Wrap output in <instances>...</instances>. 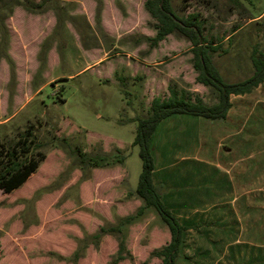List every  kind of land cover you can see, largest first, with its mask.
<instances>
[{
    "label": "rangeland",
    "instance_id": "obj_1",
    "mask_svg": "<svg viewBox=\"0 0 264 264\" xmlns=\"http://www.w3.org/2000/svg\"><path fill=\"white\" fill-rule=\"evenodd\" d=\"M146 1L0 0V122L7 120L0 142L15 143L32 125L44 154L26 182L0 189V264L161 263L151 253L171 241L170 230L154 208L138 214V119L170 87L208 104L216 93L197 83L187 38L152 41L156 21ZM172 2L181 16L199 14L206 34L222 40L214 61L227 82L253 75L251 55L264 50V0ZM231 103L225 120L174 115L158 127L153 182L163 183L162 200L177 219L213 218L228 198L245 217V239L264 253V82ZM78 148L110 160L84 167ZM203 227L199 236L211 239L223 225ZM120 243L133 256L120 260ZM210 246L196 244L194 260L181 256L177 264H205L220 252Z\"/></svg>",
    "mask_w": 264,
    "mask_h": 264
},
{
    "label": "trees",
    "instance_id": "obj_2",
    "mask_svg": "<svg viewBox=\"0 0 264 264\" xmlns=\"http://www.w3.org/2000/svg\"><path fill=\"white\" fill-rule=\"evenodd\" d=\"M145 9L156 21L157 36L152 41H163L171 34H180L187 38L192 43L193 63L198 73L197 83L211 88L216 93V102L208 104L199 94L170 87V96L165 99L155 98L147 115L138 119L134 145L140 148L143 171L136 193L144 203L138 214L142 215L145 209L154 208L160 215L170 230L171 241L153 251L151 256L160 259V264H177V260L182 256L187 227L168 210L153 182L155 163L151 150L152 138L159 125L174 115L200 116L212 121L225 120L232 107V96L250 94L264 82V50L255 49L251 55L254 68L252 76L235 83L227 82L214 61L215 53L223 48L222 40L206 34L205 22L200 19L199 14L187 17L179 15L172 0H147ZM224 52L228 53L227 50ZM9 59L14 65L12 59ZM40 59L45 61L44 53L40 54ZM35 139L34 126L30 125L25 133L19 134L15 143L6 145V142H0V189L12 191L37 171L39 160L44 154L36 149L41 145L34 147ZM78 154L84 167H105V163L110 160L104 156L90 157L79 148ZM127 220L130 222L132 217H127ZM125 252L129 257L133 256L128 247L120 243V260L127 259Z\"/></svg>",
    "mask_w": 264,
    "mask_h": 264
},
{
    "label": "crops",
    "instance_id": "obj_3",
    "mask_svg": "<svg viewBox=\"0 0 264 264\" xmlns=\"http://www.w3.org/2000/svg\"><path fill=\"white\" fill-rule=\"evenodd\" d=\"M18 73H20V71ZM167 120L163 121L162 123H165ZM6 121L7 120H4L3 122ZM224 148L227 154L232 152L230 148ZM218 167H220V165H218ZM154 184L159 189V191L160 188H163V183L161 181H156ZM232 200L234 201V199H231V201ZM222 202L224 203L223 206H225V210H221V213L214 215L213 218L211 217L212 215H207L206 212H194L190 214H183L178 217V220L181 221V224L187 227L184 244L186 247L182 256H184V258L187 260H194L193 256L189 253V249L192 250L197 244L202 247L204 246V250H211L214 249V247L210 246L211 242H213L220 245L217 247L220 252L219 254H212L210 258L206 259L205 264H256V262L261 260L263 261L264 253L256 252L255 250L257 249V246L249 239H245V217L235 210L231 203H228L230 202L228 198L222 200ZM218 224L223 225L219 235H215V237L211 239L206 237V234L203 238L199 236L201 229L203 230L204 228L203 226H205L208 231V229ZM232 230H234V233L230 235L231 233L229 231ZM226 234L230 236L226 237ZM259 248L261 249V247Z\"/></svg>",
    "mask_w": 264,
    "mask_h": 264
}]
</instances>
